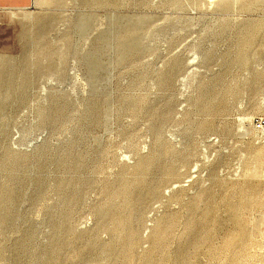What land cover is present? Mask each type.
I'll return each mask as SVG.
<instances>
[{"label": "rangeland", "instance_id": "rangeland-1", "mask_svg": "<svg viewBox=\"0 0 264 264\" xmlns=\"http://www.w3.org/2000/svg\"><path fill=\"white\" fill-rule=\"evenodd\" d=\"M44 1L0 0V264H264V0Z\"/></svg>", "mask_w": 264, "mask_h": 264}, {"label": "bare ground", "instance_id": "bare-ground-1", "mask_svg": "<svg viewBox=\"0 0 264 264\" xmlns=\"http://www.w3.org/2000/svg\"><path fill=\"white\" fill-rule=\"evenodd\" d=\"M82 4H89V5H93V4H98L99 2H103L106 1L110 4H114L117 2V0H79ZM46 2L44 0H42V4H45ZM61 6L62 5V0H57V2L55 3L54 6ZM54 10V9H53ZM32 23L34 25H36L38 28H51V26H55V23L57 21L56 19V15L54 13H43V15L41 16H35L32 19ZM47 23L48 26H44V24ZM256 37L260 36V40H262L263 36H264V32H262L261 34L257 33L255 34ZM250 51V50H249ZM243 55V61H247V55H248V51L246 49H243L241 51ZM260 54V50L258 52H256L255 50V55L257 58H261L260 56L263 55H259ZM5 63V61L3 59L0 58V90L2 91H9L10 89L14 88H18L20 85L18 84H14L10 79H12V73L16 72L17 70L14 69L13 65ZM217 103H221V101H217ZM239 105V104H238ZM258 109L261 112H264V103L260 104V106L258 107ZM212 124L210 123H205V124H199L198 126H196L195 128H193L192 126V130L194 132H196V139H195V144L192 150H188V152H185L184 156L181 158V160L178 162L177 166L172 167L173 168V172L177 173V177L183 176L185 174H187L188 171L191 170V172H196L202 168H204L206 166V163H208L209 161V156L207 154V149L206 146L204 144V142L202 141V138H200V136L207 132L210 129V126ZM192 132H185L184 138H190L195 134H192ZM173 135V134H171ZM170 135V136H171ZM171 139V138H170ZM203 142V149H201V147L199 146V143ZM178 143V142H175ZM253 149L257 152H263L264 151V141L258 143L257 146L253 147ZM247 161L242 162V171L245 173L247 171ZM255 167L256 165L253 164L251 165V167L249 168V172H255ZM180 168H183L181 172H179L178 170ZM214 167L211 168V172L213 173ZM174 190V189H173ZM177 190V189H176ZM175 190V191H176ZM182 189L178 190L177 192V201H180V197H179V193L182 194ZM180 194V195H181ZM197 226H194L192 228V230L194 228H196ZM218 227L216 226V229ZM197 230V229H196ZM192 233H194L193 238L195 237V232L191 231ZM201 238H199L196 241V247H199V251L198 253L202 255L201 252V247L204 246V243L202 242V240H200ZM197 253V254H198Z\"/></svg>", "mask_w": 264, "mask_h": 264}, {"label": "built area", "instance_id": "built-area-1", "mask_svg": "<svg viewBox=\"0 0 264 264\" xmlns=\"http://www.w3.org/2000/svg\"><path fill=\"white\" fill-rule=\"evenodd\" d=\"M251 126L259 138H264V117L252 119Z\"/></svg>", "mask_w": 264, "mask_h": 264}]
</instances>
